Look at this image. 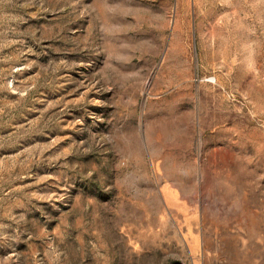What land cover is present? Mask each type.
<instances>
[{
  "label": "rangeland",
  "instance_id": "obj_1",
  "mask_svg": "<svg viewBox=\"0 0 264 264\" xmlns=\"http://www.w3.org/2000/svg\"><path fill=\"white\" fill-rule=\"evenodd\" d=\"M0 264H264V0H0Z\"/></svg>",
  "mask_w": 264,
  "mask_h": 264
}]
</instances>
